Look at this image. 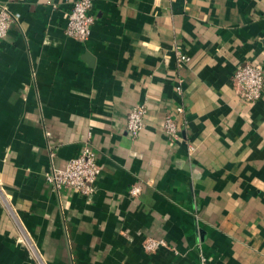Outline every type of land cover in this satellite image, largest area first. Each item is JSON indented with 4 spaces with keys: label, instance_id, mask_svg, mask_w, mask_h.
<instances>
[{
    "label": "crops",
    "instance_id": "obj_1",
    "mask_svg": "<svg viewBox=\"0 0 264 264\" xmlns=\"http://www.w3.org/2000/svg\"><path fill=\"white\" fill-rule=\"evenodd\" d=\"M74 1L0 0L18 17L0 41V264H264V97L233 86L264 66V0H92L85 42L65 33ZM85 145L91 193L56 192L47 174Z\"/></svg>",
    "mask_w": 264,
    "mask_h": 264
},
{
    "label": "built area",
    "instance_id": "obj_2",
    "mask_svg": "<svg viewBox=\"0 0 264 264\" xmlns=\"http://www.w3.org/2000/svg\"><path fill=\"white\" fill-rule=\"evenodd\" d=\"M92 0H75L68 15L65 33L68 37L80 42H85L91 35L95 17L90 13ZM18 21L8 7L0 6V41L4 40L11 26ZM180 63L189 60L188 56L177 53ZM233 86L238 95L247 102H256L264 97V66L260 63L246 62L240 65L233 77ZM178 115L184 113L183 107H177ZM147 108L144 104L137 105L127 117L126 129L132 137H137L145 127ZM164 130L167 138L176 142L181 139V130L177 125L174 115L168 114L164 121ZM101 174V167L97 162L94 149L85 145L79 156L68 162L66 169L52 168L47 174L48 184L56 191L73 190L81 195H89L93 185ZM137 191H133L136 193ZM161 242L149 241L146 249L153 251Z\"/></svg>",
    "mask_w": 264,
    "mask_h": 264
}]
</instances>
